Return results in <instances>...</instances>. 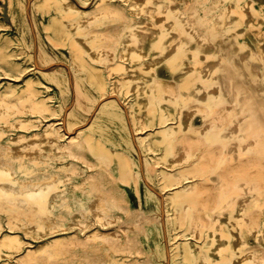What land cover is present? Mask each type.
<instances>
[{"label": "bare ground", "instance_id": "bare-ground-1", "mask_svg": "<svg viewBox=\"0 0 264 264\" xmlns=\"http://www.w3.org/2000/svg\"><path fill=\"white\" fill-rule=\"evenodd\" d=\"M26 1L17 2L22 9L21 12L26 11ZM98 1V5L108 4V0ZM127 1H129V21L132 25L131 37L119 51V60L112 64L110 69L111 74L120 72L122 76H115L109 83L105 79L102 66L94 63L101 60L106 47L102 44L94 46V41L89 42L85 37H79L81 43L73 50L72 56V64L76 72V80H74L78 107L68 111L65 118L53 120L41 132H34L32 136L24 131L12 134L9 138L11 143L0 150V154L5 155L4 159L0 157V210L7 212L8 223V228L2 231L4 225L0 222V260H4L3 264H34L38 251L48 245L55 247L54 254L58 261L64 259V254L69 255L72 252L75 256L79 250H81L80 253H93V256L100 259L109 255L112 249L123 250V252L132 251L137 255L140 264H146L152 257L143 245L142 234L133 230L134 225L107 229L118 220V212L115 213L112 206V203L120 202L115 191L110 196L112 200H107L101 190H93L91 198L78 199L76 192L69 198V190L51 183L49 179L40 184L31 185L18 177L19 172L29 173L33 164H41L43 161L59 157L60 154L68 153L69 144L72 143L76 134L62 129L65 121L71 125L84 122L88 115L80 117L79 110L85 111L86 114L95 106L98 99L96 97L88 100L87 105L84 103L85 89L83 80L78 76V70L87 68L91 72L89 81L97 82L102 88L101 94H104L110 86L112 92L116 93L117 100L121 101L125 93L132 96L127 108L132 129L141 133L148 128L149 130L141 135V142H145L147 147L156 153L164 149L162 153L156 155L155 160L160 166L158 175L162 187L172 190L163 200L164 208L169 214L172 232L169 238L173 241L177 237L175 230L179 228L182 229L183 236L179 241L171 242V259L176 263L180 259L185 264H264L263 259L257 257L254 251L245 248L248 244L247 228L264 243V233H260L262 230L259 228L258 219H254L251 228L247 224L248 217L245 215L248 211L247 198H240L234 202L223 199L220 209L211 212L212 216L209 218L205 217L208 209L204 206L203 193L199 188L202 186V176L206 174L207 169L203 167L202 160H195L196 152L186 141L190 137L188 132L192 131L204 132L208 137L211 136L212 130L209 132L208 129L213 128V121H215L214 127L219 128V138L223 139H228V136L240 137L237 135L243 132L249 133L256 127L257 124L251 115L243 110L236 113L231 106L239 98L242 102L241 106L246 104V95L256 97L260 87L254 80L247 81L240 72L238 62L248 60V55L252 54V57L259 61L253 68L257 70L258 75L263 74L261 67L264 65V9H254L251 6L256 0H247L248 3L240 9L227 8L222 16L219 9L214 10V8L210 9L211 13L206 12L204 16H200V8L196 6L200 1L197 0L195 2L190 0ZM222 1L219 0L218 3ZM15 2L16 0H10L11 8ZM57 2L67 9L82 11L80 23L89 22L91 17L89 10L80 6L75 0H57ZM33 7L39 9L40 5L35 2ZM106 12L110 14L112 11L107 9ZM230 12H234L235 16L229 17ZM233 17L243 23L235 31L246 37L243 44L247 45L245 50H239L242 54L236 57L235 62L230 59L233 51L226 47L230 41L222 35ZM59 20L64 22L67 18L60 17ZM2 26L4 23L0 19V27ZM68 26L73 29L77 27L70 22ZM248 37L258 39L251 40ZM0 39L2 43H6L10 38L1 34ZM7 46V43L0 44V66L9 63V73L20 80L26 68L14 58L17 51H6ZM42 51L44 52L43 48ZM85 52L93 62L85 59ZM114 56L115 50L108 48V58L113 59ZM166 62L174 72L169 84L171 91L163 90V87L168 84L159 73V67ZM40 71L42 74L36 73L27 81L25 93L11 99L8 92H15L16 89L8 85L12 89H7L0 94V139L5 137L1 127L2 119H6L7 125L16 128L28 129L31 126L23 119L12 121L7 118L8 111L15 112L16 101L25 102L19 108V111L23 113L28 111L41 113L49 108L48 102L36 88L37 84L44 83L41 76L44 75L49 84L59 86L69 97L71 81L63 65L51 70L40 68ZM178 96L179 101L185 104L190 99L198 97L211 109H214L215 104L221 106L223 103L229 108V117L216 114L211 119L208 116L207 107H203L202 112L206 120L204 119L201 126H195L196 107L183 106L179 101L176 103L177 100L169 103L170 99L178 98ZM258 105H260L259 102ZM241 106L240 109L243 108ZM105 115L118 117L124 116V113L115 102L106 101L97 113L96 122ZM226 119L229 120L227 124ZM81 128L83 127H80V130ZM125 129L127 130L126 127ZM259 139L258 148L259 146L261 148L264 143L261 138ZM128 142L132 143L129 139ZM237 145V143L228 144L226 148L227 150L237 149ZM1 148L2 144H0ZM236 156L239 157L238 154ZM18 187H24L19 192L20 196L15 190ZM123 191L125 193L122 194L128 198L127 190ZM136 193L142 197L141 189H137ZM85 194L88 193L85 192ZM250 196V198L252 196L257 198L255 194ZM141 202L144 203V200L141 199ZM253 205L261 207L260 211L264 213V201L255 202ZM64 208L71 216L68 219L69 223L66 220ZM254 213L256 214V211ZM80 218L86 221L82 222ZM72 225H79L82 228L77 229ZM93 225H95L92 229L95 231L93 234L85 232ZM22 232L33 238V241L22 237ZM151 233L157 240L158 251L162 256L167 257V250L160 241L162 233H159L156 226H153ZM147 236L149 237V234ZM35 241L39 242L37 247H29V243ZM26 247H29L28 251L22 253ZM17 255L21 257L13 261Z\"/></svg>", "mask_w": 264, "mask_h": 264}, {"label": "rangeland", "instance_id": "rangeland-1", "mask_svg": "<svg viewBox=\"0 0 264 264\" xmlns=\"http://www.w3.org/2000/svg\"><path fill=\"white\" fill-rule=\"evenodd\" d=\"M18 1L19 0H16L15 5L11 8L10 0H0V19L4 23V26L0 27V35L3 34V36L10 38L6 42L8 45L6 51H17V55L14 58L23 65L26 70L20 77V80H18L15 75L9 73V63L0 66V94L7 89L15 88V92H8L9 98L14 99L18 95L25 93L27 81L32 76L36 73L42 74L40 68L51 70L59 65H63L70 77L71 90L69 97H67V94H65L59 86L56 84H49L46 77L40 75L44 83L41 82L37 84L36 88L40 90L41 96L48 102L49 108L44 109L41 113L32 111L23 113L19 111V108L20 105L22 106L25 102L23 100L16 101L17 104L15 103V106L18 110L15 109V112L8 111L7 118L12 121H22L23 119V121H28L31 126L28 129L16 128L7 125L6 119H2L1 127L3 128V136L5 137L0 139V144H2L0 150L11 143L9 138L12 134L24 131L29 136H32L34 132H41L53 120H59L62 117L65 118L68 111L71 110L70 108L74 104L76 98V72L72 64V56L73 50L81 43L79 37H85L89 42L94 41V46L102 44L106 47V52L103 54L101 60L94 61V63L102 66L105 79L111 83L115 76H122L120 72L111 74L110 69L111 65L119 60V51L126 45L127 39L131 37L130 30L132 29V25L129 21V1L127 0H108L106 6L98 5V0H87L86 2H84V0H75L80 6H84L89 10L88 13L91 17L89 22L85 24L79 21L82 11L67 9L59 4L57 0H25V12H21L22 9L19 7ZM195 1L196 0H190V2ZM197 1H200V3L202 2L201 4H196V6L200 8V16H204L206 12L207 14L208 12L211 13L213 8L214 10L219 9L220 15L222 16L227 8L240 9L248 3L247 0H223L220 4L218 3L219 0ZM35 2L39 3V9L33 7V3ZM211 2H213V4ZM251 7L254 9H264V0H256ZM107 9H110L112 12L107 14ZM231 16H235V13L230 12L229 17ZM60 17L67 18V21L60 22ZM69 22L71 24H76L77 27L74 29L71 28L68 26ZM242 24L241 21L233 17L222 33L224 38L230 41V44L226 47L228 50L233 51L230 54V59L233 60V62L236 61L237 56L242 54L239 50H245V47H247V45L243 44L246 37L235 31V29ZM247 30L249 29L247 28ZM248 38L251 40L258 39L256 37ZM2 42V39H0V44H6ZM201 44V46H203V43ZM108 48L115 50L113 59L108 58ZM84 56L85 59H89L87 52H85ZM248 56V60H240L238 62L239 68L241 69L240 72L247 81L254 80L260 87L258 88L256 97H249L246 95L245 99L247 103L242 105V109H240L242 104L240 98L236 100L231 107L236 113L242 110L246 111L248 115L252 116L253 121L256 122V127L249 133L243 132L238 134L237 136L240 137L228 136V139H223L219 138V128L217 126L214 127L215 121H213V128L208 129L209 132L212 130L211 136L208 137L204 132L192 131L188 132L190 137L186 141L188 145L191 146L192 150L196 152L194 156L195 160H202L203 167L207 169L205 171L206 174L204 173L202 176V186L199 188L200 192L203 193L202 199L205 201L204 206L207 207L209 213H207L205 217L209 218L212 216L211 212H216L220 209L222 205L221 200L223 199L224 201L229 200L234 202L240 198H247L248 211L245 214L246 217H248L247 224L251 228L254 219L257 218L259 221V228L262 230L260 233L263 234L264 213L260 211L261 207L253 204L255 202L264 201V191H262L264 190V146L261 148L259 146L258 148L260 142L259 138H261L264 143V65L261 67L263 74L258 75L257 70L253 67L254 64L259 63V61H256L252 57V54ZM32 60H34V62ZM89 61L93 62L91 59H89ZM159 73L162 74V78H164L168 84L163 87V90L171 91L172 88L169 84L173 79L172 76L174 72L170 65L167 62L164 63L159 67ZM78 76L81 77L84 84V103L87 105L88 100L96 97L98 99H96L95 106L86 114L85 111L79 110L78 115L80 117L88 115L84 122L71 125L69 122L65 121L62 129L66 132L69 131L76 134L72 143L69 144L68 153L60 154V158H52L49 159V161H43L41 164H33L29 173L19 172L18 177L23 179L25 183L31 185L33 183L40 184L46 179H49L48 181L51 183H56L62 188L64 187V190H69V198L74 196V192H76V197L78 199L84 197L91 198L93 190H101L104 192L107 200H112L110 196L115 191L120 198V202L118 204L112 203V206L114 207V212H118V220L116 221L117 224L112 223L113 225H109L107 229L134 225L135 227L133 230L142 234L141 239L143 240V245L152 256L146 264H185V262L180 261V259L177 263L171 259V242L179 241L183 236L181 235L182 229L179 228L175 230L176 232L173 231L177 234V237L173 241L170 240L172 232L170 230L169 214L164 208L163 200L165 195L168 192H172V190L162 187V182L159 180L158 175L160 166L155 160L156 155L158 156L164 149L162 148L156 153L147 147L145 142H141V135L145 134L149 130L148 128L141 133H137L132 129L127 115V108L129 107L131 95L125 93L121 101L117 100L116 93L112 92L110 86L106 89L104 94H101L102 88L97 82L95 80L89 81L88 78L91 76V72L87 68H80L78 70ZM8 85L13 87L10 88ZM197 93H199V90H197ZM176 97L170 99L169 103L175 102L176 100L177 103L180 97ZM106 101L115 102L117 107L122 109L124 116H107V114L96 122L97 113L101 105ZM258 102L260 105H258ZM179 103L183 106L192 105L196 107L197 113L194 118L195 126H201L206 120L202 112L203 107H207L208 116L211 119L214 118L216 114L220 116L224 114L226 117H229V108L223 103L221 106L215 104L214 109L209 108L205 105V102L198 97L190 99L186 104L181 101H179ZM76 107L78 106L73 108ZM230 117L232 119L231 114ZM228 122L229 120L226 119L225 123L227 124ZM80 127L83 128L80 130ZM127 134L128 136H126ZM65 139L66 137L64 140ZM128 139L132 141L131 144L128 142ZM234 143L238 144L237 149L227 150V145ZM236 154H238L239 157H237ZM0 157L4 159V153L0 154ZM23 189L24 187L15 188L18 192V196H20L19 192ZM137 189L142 190V197L136 193ZM123 190H127L128 198L122 194L125 193ZM85 192L88 194L86 195ZM252 194H255L257 198L253 196L250 198ZM141 199L144 200V203L141 202ZM126 204L128 206H126ZM64 211L67 216L66 220L69 223L68 219L71 218V216L68 215L66 208H64ZM254 211H256V214ZM6 218L7 212L0 210V222L4 225L2 231L8 228ZM80 220L82 222L86 221L83 218H80ZM72 226L77 229L82 228V226L79 225ZM94 226L95 225L86 229L85 232L93 234L95 232L92 231ZM153 226H156L159 233H162L160 234V241L167 250V257L162 256L158 251L159 247L157 246V240H155L151 233ZM248 230L247 228L246 240H248V244L245 248L254 251L257 257L263 259L264 263V243ZM147 234H149V237ZM21 236H24L29 241H33V238L28 237L24 232L21 233ZM37 243L39 242H30L29 247L36 248ZM132 245L133 243L131 246ZM29 247L24 248L22 253L27 252ZM80 251L81 250L77 251L78 254L75 256H73L72 252L69 255L64 254V259L58 261V258L54 254L55 247L48 245L38 251L36 254L37 257L33 262L34 264H140L137 255L132 251L123 252V250L112 249L109 255H105L101 259L93 256V253H80ZM19 257H21V255H17L13 261H16ZM98 259L100 260L97 261ZM3 261L4 260H0V264H3Z\"/></svg>", "mask_w": 264, "mask_h": 264}, {"label": "crops", "instance_id": "crops-1", "mask_svg": "<svg viewBox=\"0 0 264 264\" xmlns=\"http://www.w3.org/2000/svg\"><path fill=\"white\" fill-rule=\"evenodd\" d=\"M75 92H76L75 102H74V104L72 105V107L70 109H72L73 107L77 106V91H76V89H75Z\"/></svg>", "mask_w": 264, "mask_h": 264}]
</instances>
